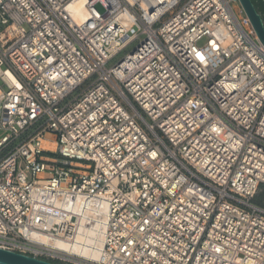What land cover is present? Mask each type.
<instances>
[{
	"label": "built area",
	"instance_id": "obj_1",
	"mask_svg": "<svg viewBox=\"0 0 264 264\" xmlns=\"http://www.w3.org/2000/svg\"><path fill=\"white\" fill-rule=\"evenodd\" d=\"M73 1L0 0V249L264 264V46L238 0H87L83 23Z\"/></svg>",
	"mask_w": 264,
	"mask_h": 264
},
{
	"label": "bare ground",
	"instance_id": "obj_2",
	"mask_svg": "<svg viewBox=\"0 0 264 264\" xmlns=\"http://www.w3.org/2000/svg\"><path fill=\"white\" fill-rule=\"evenodd\" d=\"M87 0H74L70 6H69V10L71 12V15L73 17V19L77 22V23H83L87 21L88 15L85 9V3ZM40 147L45 150V151H50V152H54L55 151V144L53 141V138L49 135H46L40 143ZM99 208V204L96 201H93L91 204V209L86 211V213L84 214L83 217V223H82V229H81V235H79L77 237V241L79 243L82 244H86V246L88 247L89 245H93L92 240L88 239L86 237L83 236V232L85 231V227L88 225V220L89 218L94 216L93 211L98 210ZM87 247H83L82 249H80L78 251V254H80V256H82L83 258H88L90 256H95L96 254L93 253L91 254V252L89 251V248Z\"/></svg>",
	"mask_w": 264,
	"mask_h": 264
},
{
	"label": "water",
	"instance_id": "obj_3",
	"mask_svg": "<svg viewBox=\"0 0 264 264\" xmlns=\"http://www.w3.org/2000/svg\"><path fill=\"white\" fill-rule=\"evenodd\" d=\"M259 41L264 46V21L251 0H238ZM0 264H54L41 259L0 249Z\"/></svg>",
	"mask_w": 264,
	"mask_h": 264
},
{
	"label": "rangeland",
	"instance_id": "obj_4",
	"mask_svg": "<svg viewBox=\"0 0 264 264\" xmlns=\"http://www.w3.org/2000/svg\"><path fill=\"white\" fill-rule=\"evenodd\" d=\"M232 7H233V11L235 13V15L237 16L238 20L241 22L242 19L244 18V13H240L239 10H240V4L238 3H234L232 4ZM96 10L98 12H103V8L100 6V5H96L95 6ZM248 26H245L244 29L246 31H248ZM207 43V38H202L200 39L198 42H197V47L199 48H202L206 45ZM137 42H134L132 44H130L126 49H124L122 52H120L118 55H116L111 61H109L106 65V68H110L112 67L114 64H116L118 61H120L124 55H126L127 53H129L130 51H132V49L136 46ZM129 110V108H128ZM130 111V110H129ZM131 112V111H130ZM132 113V112H131ZM148 122L149 120L146 119ZM35 130H30L28 131L27 133H25L24 135H22L20 137V139H18L14 145H18L20 142H22L24 139H26L28 136L32 135L34 133ZM2 133L3 131L0 129V137L2 136ZM4 156V153L0 154V159ZM253 202L255 204H259V205H262L264 206V189H261L257 194L256 196L254 197L253 199Z\"/></svg>",
	"mask_w": 264,
	"mask_h": 264
},
{
	"label": "trees",
	"instance_id": "obj_5",
	"mask_svg": "<svg viewBox=\"0 0 264 264\" xmlns=\"http://www.w3.org/2000/svg\"><path fill=\"white\" fill-rule=\"evenodd\" d=\"M254 7L256 8L257 12L261 15V17L264 21V3H261V5H259V6L254 4ZM257 205H259V204H257ZM259 206L264 208V206H262V205H259Z\"/></svg>",
	"mask_w": 264,
	"mask_h": 264
},
{
	"label": "flooded vegetation",
	"instance_id": "obj_6",
	"mask_svg": "<svg viewBox=\"0 0 264 264\" xmlns=\"http://www.w3.org/2000/svg\"><path fill=\"white\" fill-rule=\"evenodd\" d=\"M253 5L256 4V5H261V3H264V0H251Z\"/></svg>",
	"mask_w": 264,
	"mask_h": 264
}]
</instances>
